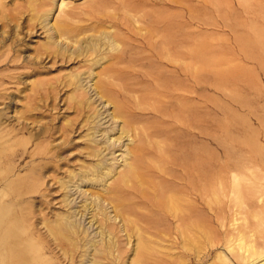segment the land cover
Masks as SVG:
<instances>
[{"label":"rangeland","instance_id":"obj_1","mask_svg":"<svg viewBox=\"0 0 264 264\" xmlns=\"http://www.w3.org/2000/svg\"><path fill=\"white\" fill-rule=\"evenodd\" d=\"M262 257L264 0H0V264Z\"/></svg>","mask_w":264,"mask_h":264},{"label":"bare ground","instance_id":"obj_2","mask_svg":"<svg viewBox=\"0 0 264 264\" xmlns=\"http://www.w3.org/2000/svg\"><path fill=\"white\" fill-rule=\"evenodd\" d=\"M62 4V6H61V8L63 7V5L65 4L64 3V1L61 3ZM67 13H69V14H73V12L72 11H67ZM54 26H55V28H56V30L59 32V33H61L62 35H66V39H68L69 37H70V33H65V32H63V28H62V26L60 25V24H58V23H54ZM83 27V26H82ZM82 27H80V28H82ZM75 41H78V40H75ZM81 78V77H80ZM80 78H78V81H80ZM99 169L97 168V170L96 171H98ZM95 217V216H94ZM101 220V219H100ZM124 221V220H123ZM101 223L103 224V228H107L108 230H111V228H115V226L113 225V224H111V223H109L108 221H106V222H104L103 223V220H101ZM124 229H126L125 227H124ZM56 230L58 231V233H60V235H63V236H65V238H68L69 237V229L68 230H66L65 228H59V227H57L56 228ZM127 230V229H126ZM78 231H76L75 233H76V235H78V238L80 237L79 236V234L77 233ZM261 260H264V257H262L259 261H261Z\"/></svg>","mask_w":264,"mask_h":264}]
</instances>
